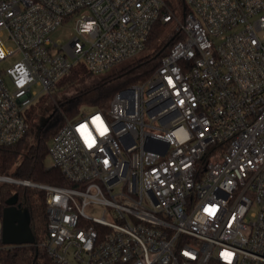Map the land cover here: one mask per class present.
<instances>
[{"label":"built area","instance_id":"obj_1","mask_svg":"<svg viewBox=\"0 0 264 264\" xmlns=\"http://www.w3.org/2000/svg\"><path fill=\"white\" fill-rule=\"evenodd\" d=\"M158 23L147 80L74 120L55 102L68 186L0 175L45 194L51 264H264V0H0V147L29 134L34 88L134 61Z\"/></svg>","mask_w":264,"mask_h":264},{"label":"trees","instance_id":"obj_2","mask_svg":"<svg viewBox=\"0 0 264 264\" xmlns=\"http://www.w3.org/2000/svg\"><path fill=\"white\" fill-rule=\"evenodd\" d=\"M181 3V0H176ZM167 25L158 23L148 41L152 43L158 40L167 29ZM168 41L149 56L135 60L128 67L124 68L119 75L128 77L131 85L147 80L159 66L162 56H164L170 45ZM134 68L131 70V68ZM69 78L63 84L66 88H74L75 94L65 99L64 105L68 112H73L75 105L82 99H87L92 103H97L99 108L108 106L112 97L122 89V86L109 88L114 80L110 76L106 79L96 80L90 87L79 88L80 84H85L86 80L94 79L87 69L73 70ZM82 81V83H80ZM81 85V86H82ZM128 85V84H127ZM124 87V86H123ZM71 114V113H70ZM66 116V115H65ZM68 118V115L66 116ZM64 120L59 119L52 125L44 127L37 136V141L29 144L28 135L19 143L0 147V175H10L19 180H30L38 184L68 186L69 183L60 170L49 168V143L53 136L63 125ZM15 194L19 197V204L28 208L31 215V228L36 238L35 245L5 246L1 252V264H51L46 250L40 244L47 233V205L45 194L37 189L23 187L13 184H4L0 189V196L3 207L6 202Z\"/></svg>","mask_w":264,"mask_h":264},{"label":"rangeland","instance_id":"obj_3","mask_svg":"<svg viewBox=\"0 0 264 264\" xmlns=\"http://www.w3.org/2000/svg\"><path fill=\"white\" fill-rule=\"evenodd\" d=\"M174 27H175L174 24L169 25L167 29L165 30L164 34L158 40L152 43H149L147 47L145 48V50L135 60L145 58L149 56L150 54H152L153 52H155L157 49H159V47L163 43V40L172 32ZM74 28H75V21L73 20L65 24V26H63L58 32H56L53 35V38L59 39L61 41L60 44L65 45L69 41V39L75 34ZM14 58L7 59L6 61L0 63V68L7 69L11 67L13 64ZM134 61H128V62L119 64L115 66L114 68L106 71L103 74H99V75L92 74V77L94 79L86 80L85 84L83 85L80 84L79 88L84 89L86 87H90L92 84L95 83V79L101 80V79H106L112 76L114 77V80L111 84H109V88L113 89L118 86L120 87L122 86V89L119 90V91H122L132 86L133 84L131 85L130 83H128V77L120 76L119 73L124 68L128 67L131 63H134ZM82 69H85L82 65H77L74 68V70H79V71H81ZM133 69L134 68L132 67L131 70ZM68 78L69 77L66 76L54 88H52L51 91L42 92V88L40 87L34 88L35 91L40 93V96L37 100L34 101V103L29 107L28 111L25 113L27 121L30 124V131L27 137V141L29 144H33L37 141V136L44 127L53 124V121L56 119V115H57V114H54L55 102L61 103L63 114H65L66 116L68 115V118L71 120L78 119L83 114H88L94 110L100 109L97 103H92L88 101L87 99L83 98L81 102H78V104L75 105L73 112H68V110L65 108V105H64L65 99H67L68 97H72V95L75 94L76 92L74 88L72 87L66 88L63 85ZM142 82H139L137 84H141ZM80 83H82V81H80ZM111 100L109 101L108 106L111 103ZM212 161L216 163L218 159L213 157ZM48 164L49 165L51 164L49 159H48Z\"/></svg>","mask_w":264,"mask_h":264},{"label":"water","instance_id":"obj_4","mask_svg":"<svg viewBox=\"0 0 264 264\" xmlns=\"http://www.w3.org/2000/svg\"><path fill=\"white\" fill-rule=\"evenodd\" d=\"M18 202L17 194L6 202L3 211V242L8 246L35 245L30 212Z\"/></svg>","mask_w":264,"mask_h":264}]
</instances>
